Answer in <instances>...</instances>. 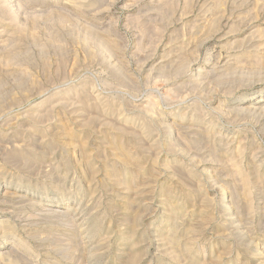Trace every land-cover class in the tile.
Returning a JSON list of instances; mask_svg holds the SVG:
<instances>
[{
	"label": "rangeland",
	"instance_id": "374dc122",
	"mask_svg": "<svg viewBox=\"0 0 264 264\" xmlns=\"http://www.w3.org/2000/svg\"><path fill=\"white\" fill-rule=\"evenodd\" d=\"M0 264H264V0H0Z\"/></svg>",
	"mask_w": 264,
	"mask_h": 264
}]
</instances>
